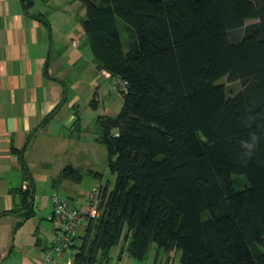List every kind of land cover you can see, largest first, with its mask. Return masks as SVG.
I'll return each mask as SVG.
<instances>
[{
    "label": "trees",
    "instance_id": "trees-1",
    "mask_svg": "<svg viewBox=\"0 0 264 264\" xmlns=\"http://www.w3.org/2000/svg\"><path fill=\"white\" fill-rule=\"evenodd\" d=\"M74 1L97 69L128 83L119 113L97 119L115 181L75 264L122 241L138 260L154 243L166 264L173 250L180 264H264V0Z\"/></svg>",
    "mask_w": 264,
    "mask_h": 264
},
{
    "label": "crops",
    "instance_id": "crops-1",
    "mask_svg": "<svg viewBox=\"0 0 264 264\" xmlns=\"http://www.w3.org/2000/svg\"><path fill=\"white\" fill-rule=\"evenodd\" d=\"M84 16L85 9L78 26H72L70 10L49 0H33L29 8L23 0H0V264H45L55 228L46 219L51 202L39 196L41 187L69 193L83 167L101 176L87 132L93 126L94 139L100 141L97 119L115 117L122 104L115 107L113 78L97 69L81 36ZM67 166L80 176L64 177ZM25 190L29 194L23 202ZM86 224H81L79 236ZM125 247L111 251L110 260L147 264L146 255L138 260Z\"/></svg>",
    "mask_w": 264,
    "mask_h": 264
},
{
    "label": "rangeland",
    "instance_id": "rangeland-1",
    "mask_svg": "<svg viewBox=\"0 0 264 264\" xmlns=\"http://www.w3.org/2000/svg\"><path fill=\"white\" fill-rule=\"evenodd\" d=\"M51 3H53L54 5L61 7V8H66L67 10H70V12L72 13V19H71V23L72 26H75L77 24L78 26V21L80 20V16L84 15V9L81 8V3L78 1H74V0H49ZM57 15L55 14V20L57 19ZM252 22V21H249ZM67 23V22H66ZM74 31V29H73ZM126 30L124 28V26H121V36L123 38V41L125 42V46H126V42H127V36H126ZM87 46L89 47L88 43ZM90 50V48H89ZM226 87L228 93L230 95L236 93L239 89H240V83L238 81H230L228 80L227 77H224L220 80ZM111 85H113V80ZM112 93L111 96L113 98H115V107L121 106L122 101H121V97L118 96L119 91H115L112 89ZM114 107V109L116 110V108ZM93 126L89 127V131L88 133V139L90 140L89 144L90 146V151H91V158L92 161L95 163V168L97 171H99L101 173L100 177H96L94 175L89 174L86 171V168H81L80 169V173H81V178L79 179L77 184H74V190L69 192V193H64L62 190L55 188L52 189L50 188H46V187H41L42 191H38L39 196H41V198H45L48 201H50V197L54 194H57L59 196H62L68 200H70V202H80V198L84 197L87 192L91 189L92 186H96V185H105L107 184L108 188H112L114 185V181H115V175L112 174L109 170L106 169V146L103 142L100 141H96L95 138V131L93 129ZM94 134V135H93ZM236 183V187H242L244 184L243 178L239 177L237 178V180L235 181ZM82 199V198H81ZM100 216V215H99ZM98 216V218H99ZM97 218V219H98ZM122 243V245H121ZM120 243V245L112 247L110 252H114L115 250L119 249L120 246L121 247H125L124 243H126V241H122ZM122 249V248H121ZM179 253L177 250H173L171 256L173 257V264H180L179 261ZM167 258V254L161 250V249H157L156 245L154 243H151L149 245V248L146 252V257H145V263L147 264H152L154 263L155 260L158 261H166Z\"/></svg>",
    "mask_w": 264,
    "mask_h": 264
},
{
    "label": "built area",
    "instance_id": "built-area-1",
    "mask_svg": "<svg viewBox=\"0 0 264 264\" xmlns=\"http://www.w3.org/2000/svg\"><path fill=\"white\" fill-rule=\"evenodd\" d=\"M126 80L113 79L115 91H126ZM116 135V133H114ZM103 201L102 186L92 187L82 202H70V200L54 194L50 197L51 210L46 215L55 228V236L51 246L45 251L43 263L45 264H75L70 256L77 252L79 228L84 221L95 219L100 214ZM89 264H120L117 261L90 262Z\"/></svg>",
    "mask_w": 264,
    "mask_h": 264
},
{
    "label": "clouds",
    "instance_id": "clouds-1",
    "mask_svg": "<svg viewBox=\"0 0 264 264\" xmlns=\"http://www.w3.org/2000/svg\"><path fill=\"white\" fill-rule=\"evenodd\" d=\"M259 136L256 133L251 134V142L245 141L244 146L250 150V153L252 150H254L258 144Z\"/></svg>",
    "mask_w": 264,
    "mask_h": 264
}]
</instances>
